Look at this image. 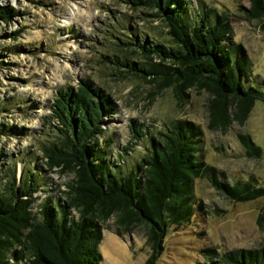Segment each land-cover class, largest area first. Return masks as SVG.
I'll return each instance as SVG.
<instances>
[{
  "label": "trees",
  "instance_id": "16d2710c",
  "mask_svg": "<svg viewBox=\"0 0 264 264\" xmlns=\"http://www.w3.org/2000/svg\"><path fill=\"white\" fill-rule=\"evenodd\" d=\"M122 1L146 10L142 14L158 22L173 46L139 36L129 24L121 26L127 37L121 43L132 45L131 52L137 56L101 53L119 76L131 73L154 82L157 88L170 86L178 101L186 100L187 88L204 90L208 93V129H223L231 121L241 123L254 100H264V92L243 84V77L250 74V59L232 40L224 13L200 0L194 5L188 0ZM248 3L243 6L244 14L258 20L264 30V0ZM16 13L11 5L0 4V22L9 21ZM49 106L45 122L55 129L56 137L40 146L42 162L50 171H72L74 178L60 190L63 200L47 193L32 211L33 192L44 190L39 173L24 164L19 176H6L8 195L0 194V264H98L99 222L110 215L117 232L118 227L147 226L151 251L142 264H152L166 226L185 224L201 206L192 192L195 177L204 176L220 193L235 200L264 195V186L253 176L229 184L203 162L200 130L189 119H172L165 131L156 134L142 133L132 124L137 138L146 137L139 159L130 162L120 150L110 156L107 144L98 145L94 136L101 131L103 113L115 108L114 101L89 77L80 78L76 86L56 88ZM5 126L0 124V133L5 132ZM237 135L246 155L259 154V146L248 133ZM208 255V262L201 264H264L260 248H234L220 253L218 261H211Z\"/></svg>",
  "mask_w": 264,
  "mask_h": 264
},
{
  "label": "rangeland",
  "instance_id": "374dc122",
  "mask_svg": "<svg viewBox=\"0 0 264 264\" xmlns=\"http://www.w3.org/2000/svg\"><path fill=\"white\" fill-rule=\"evenodd\" d=\"M200 1L227 16L232 40L240 44L251 63L243 84L264 92V30L258 20L244 14L248 0ZM0 4H9L17 12L9 21L0 22V124L8 126L0 133V194L8 195L6 176H19L25 164L43 181L40 187L44 190L33 192L32 211L47 193L64 199L60 190L74 173L46 169L40 146L55 141V129L45 118L56 88L76 86L82 77L91 78L114 101L115 108L103 113L101 131L94 136L98 145L107 144L110 156L120 150L130 162L139 159L146 137L137 138L132 124L142 133L156 134L165 131L172 119L184 118L200 130L204 163L229 184L253 176L264 186V100L255 99L241 123L231 121L223 129H208L207 92L190 87L186 100L178 101L170 86L157 88L154 82L131 73L119 76L101 56H137L131 52L132 45L121 43L127 38L121 27L125 24L135 27L139 36L173 46L158 22L142 14L146 10L122 0H0ZM13 30H17L15 35L5 34ZM238 132L248 133L260 148L258 155L244 153ZM192 182L194 198L201 206L185 224L166 226L152 264H201L208 262V254L211 261H218L220 253L234 248L264 250V195L235 200L220 193L204 176ZM72 212L77 213L73 208ZM113 220L110 215L99 222L98 264H142L151 251L147 226L118 227L117 232Z\"/></svg>",
  "mask_w": 264,
  "mask_h": 264
}]
</instances>
